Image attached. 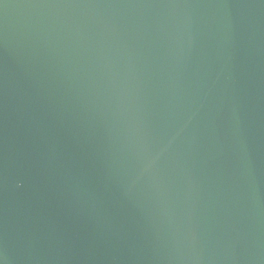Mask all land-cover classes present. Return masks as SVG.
Here are the masks:
<instances>
[{
    "label": "water",
    "instance_id": "1",
    "mask_svg": "<svg viewBox=\"0 0 264 264\" xmlns=\"http://www.w3.org/2000/svg\"><path fill=\"white\" fill-rule=\"evenodd\" d=\"M0 264H264V0H0Z\"/></svg>",
    "mask_w": 264,
    "mask_h": 264
}]
</instances>
